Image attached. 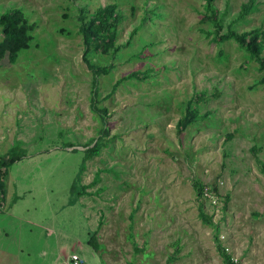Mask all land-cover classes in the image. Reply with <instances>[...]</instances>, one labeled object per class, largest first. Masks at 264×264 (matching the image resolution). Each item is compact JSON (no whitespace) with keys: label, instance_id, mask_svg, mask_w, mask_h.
Returning a JSON list of instances; mask_svg holds the SVG:
<instances>
[{"label":"rangeland","instance_id":"1","mask_svg":"<svg viewBox=\"0 0 264 264\" xmlns=\"http://www.w3.org/2000/svg\"><path fill=\"white\" fill-rule=\"evenodd\" d=\"M246 1L214 5L229 18ZM108 2L123 14L121 48L102 58L88 51L108 68L93 76L78 18ZM204 2L0 0V13L17 9L35 25L29 48L0 63V154L22 151L4 181L0 264H61L73 252L82 264H168L176 249L171 264H222L201 208L223 248L264 264V84L256 82L264 66L234 41L200 32L211 27L199 22ZM256 3L238 32L264 27V0ZM146 70L142 80H119ZM197 92L195 118L181 130ZM99 137L100 153L86 159ZM195 181L217 191L198 199ZM73 184L88 185V195L70 204Z\"/></svg>","mask_w":264,"mask_h":264},{"label":"trees","instance_id":"2","mask_svg":"<svg viewBox=\"0 0 264 264\" xmlns=\"http://www.w3.org/2000/svg\"><path fill=\"white\" fill-rule=\"evenodd\" d=\"M203 10L199 20L200 24L210 25L211 27L205 29L201 27L199 30L204 34L205 37L209 38V41L216 43H223L227 41H234L240 49L250 58L259 63L260 66H264V27H254L249 30H244L238 32L236 30V24L243 21L247 14L257 10L256 0H247L240 4V9L236 12L235 16H230L225 18L226 10L218 13L217 7L214 5V0H204ZM117 3H106L105 5H98L91 14L84 15V9L80 11L82 14L78 19V29L82 33L83 42L85 45V52L83 59L87 63V67L92 71L93 76H97L101 73H107L108 68L104 65H99L98 63H90L89 57L87 56L88 51H93L96 54H100V58L103 56H111L120 50V45L115 43L116 29L117 26L123 20V14L121 10L117 7ZM134 9V5H131ZM146 14L154 13V10L145 11ZM149 17L142 16L140 19V24L133 28L129 34L130 38L139 30L140 25L147 20ZM35 25L29 23L24 17L22 12L17 9H10L3 13H0V63L7 60L9 63H14L21 51L27 50L32 41L31 31L34 30ZM149 75L148 70L144 72L129 73L122 76L119 80L128 79H144L145 76ZM94 82V80H93ZM259 84H264V77L256 81ZM255 82V83H256ZM117 84L112 86V90L116 88ZM202 93H194L192 98L187 101V113L182 116L181 119L177 121L178 126L181 130L185 129L192 120L195 118L196 109H191V103L201 100ZM94 109L98 112L106 113V109L97 108L95 102H93ZM105 133V131H104ZM102 138L99 137L95 141L94 145L87 150H84L85 158H90L92 156H97L100 153L102 146L105 144L101 141ZM22 154V151L15 145L4 154H0V203L4 196V181L8 173V167L14 161H17ZM99 171L95 173L93 180L90 185H94L97 182ZM81 185L76 187L73 184L70 188L71 195L76 194L74 198H70V204L76 202V198L80 195H88V185ZM193 187L196 192V196L199 199L203 197L204 191H209V189L216 192L214 186L206 187L200 181H195ZM200 218L202 221L208 225L214 226L216 233L214 235V240L216 244V249L222 258V264H232L230 261V255L227 254L224 248L221 246L218 238V227L213 223L211 216L206 215L202 208L200 209ZM88 243L93 249L97 250V243L95 240V234L88 240ZM178 250L173 252V254L168 257V264L175 259Z\"/></svg>","mask_w":264,"mask_h":264},{"label":"built area","instance_id":"3","mask_svg":"<svg viewBox=\"0 0 264 264\" xmlns=\"http://www.w3.org/2000/svg\"><path fill=\"white\" fill-rule=\"evenodd\" d=\"M203 197L207 199L211 198L208 191L203 192ZM212 203H215V201H213ZM224 250L227 254L230 255V261L232 264H243L239 257L233 255L227 246L224 247ZM61 264H82V260L77 253L73 252L70 255L64 257Z\"/></svg>","mask_w":264,"mask_h":264},{"label":"crops","instance_id":"4","mask_svg":"<svg viewBox=\"0 0 264 264\" xmlns=\"http://www.w3.org/2000/svg\"><path fill=\"white\" fill-rule=\"evenodd\" d=\"M236 255V254H235ZM238 256V255H237ZM64 257H66V256H64ZM240 259V258H239ZM241 260V259H240ZM242 261V260H241Z\"/></svg>","mask_w":264,"mask_h":264}]
</instances>
